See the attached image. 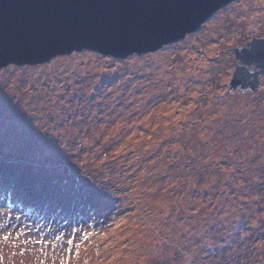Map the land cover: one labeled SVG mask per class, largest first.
I'll return each instance as SVG.
<instances>
[{
    "label": "rangeland",
    "instance_id": "1",
    "mask_svg": "<svg viewBox=\"0 0 264 264\" xmlns=\"http://www.w3.org/2000/svg\"><path fill=\"white\" fill-rule=\"evenodd\" d=\"M252 39L264 0L123 56L0 58V264H262L264 74L231 82Z\"/></svg>",
    "mask_w": 264,
    "mask_h": 264
},
{
    "label": "water",
    "instance_id": "2",
    "mask_svg": "<svg viewBox=\"0 0 264 264\" xmlns=\"http://www.w3.org/2000/svg\"><path fill=\"white\" fill-rule=\"evenodd\" d=\"M232 0H0L3 64L46 60L74 47L123 56L193 32ZM235 50L233 86L255 91L264 74V39ZM154 51V50H152ZM245 66L254 65L247 73Z\"/></svg>",
    "mask_w": 264,
    "mask_h": 264
},
{
    "label": "snow or ice",
    "instance_id": "3",
    "mask_svg": "<svg viewBox=\"0 0 264 264\" xmlns=\"http://www.w3.org/2000/svg\"><path fill=\"white\" fill-rule=\"evenodd\" d=\"M4 232L6 234L0 235V241L7 242V241H9L11 239L12 234L11 233H7V228L6 227H4ZM55 239L56 240H60V239H62V237L60 235H56L55 236ZM67 244H73V240L72 239H68L67 240ZM66 264H71V262L70 261H67Z\"/></svg>",
    "mask_w": 264,
    "mask_h": 264
},
{
    "label": "trees",
    "instance_id": "4",
    "mask_svg": "<svg viewBox=\"0 0 264 264\" xmlns=\"http://www.w3.org/2000/svg\"><path fill=\"white\" fill-rule=\"evenodd\" d=\"M0 178H1V175H0ZM8 178V177H7ZM204 243V242H202ZM201 251H205V249H201ZM264 263V260H262V264Z\"/></svg>",
    "mask_w": 264,
    "mask_h": 264
}]
</instances>
